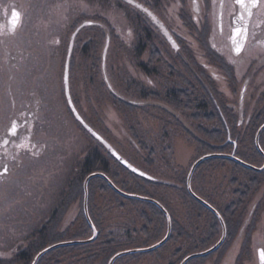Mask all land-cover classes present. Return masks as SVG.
<instances>
[{
  "label": "flooded vegetation",
  "instance_id": "flooded-vegetation-1",
  "mask_svg": "<svg viewBox=\"0 0 264 264\" xmlns=\"http://www.w3.org/2000/svg\"><path fill=\"white\" fill-rule=\"evenodd\" d=\"M79 1L82 5L77 6V8H70V10L73 9L74 14L71 12L72 18L68 23L71 27L69 31L72 33L83 24L77 34L70 57L69 88L74 105L81 115L79 103L88 93L90 95L89 109L95 116L96 120H94L99 125L103 124L104 128L100 125L101 128L115 131L118 125L108 122V119H111V115L119 119L121 121L120 130L131 133L129 143L135 151L136 157L140 158L143 164L150 161L153 163L152 166L156 164L158 151L156 146H150L149 143L163 144L169 142L167 147L169 150L171 149L170 144H175L174 140L167 139L165 134H162L158 139L147 141L138 134V132L144 133L145 131L187 133L190 136L189 140L195 146L193 148L194 155L191 157L189 165L200 155L199 148L205 146V143H209L204 134L222 131L225 125L228 131V141L234 145V149L230 153L235 152L236 154L238 145L235 138H232L231 132L249 130L252 117L259 109L256 107L257 102L262 100L264 105V60L259 63V66L252 65L253 63L248 64L241 75L239 62L234 60L227 51L231 50L232 56L236 59L245 51L251 36L255 35L257 40L264 41V0L260 6L251 9L252 16L248 28V38L239 53L235 51L236 44L233 43V33L237 20L244 10L236 3V0ZM113 2L118 7L115 9L120 10V14L116 16L118 18L125 17L128 20L124 28L121 27L122 25L117 26L112 22ZM13 12L18 14L19 20L14 30L12 29ZM153 17L157 18L164 27L156 22ZM24 18L25 12L19 6V1L0 2V37H5L4 42L8 41V37L17 35L18 29L24 24ZM219 18L223 19L222 26H219L217 22L219 34L224 35L225 32H228L230 50H223L213 42L212 32H215L216 29L215 19L219 20ZM64 21H66V14L61 21L63 26ZM85 29L90 31L89 36L82 40V45H79V50L75 53L78 36ZM62 30L63 27L59 31L64 32ZM167 32L170 33L173 42L168 38ZM108 39L109 48L105 65H103L104 50L100 56L97 55L102 60L104 73L103 80L92 86V88L97 86V94H91L92 91H89L91 85L83 81L76 91L78 95L75 98L72 93L74 89L73 72L76 69L80 71L83 66L85 67V62L89 59L86 56L87 48L99 49L100 46L104 47ZM113 40L119 41L118 49L122 61L120 64L111 66L107 65L109 64L107 59ZM15 44L5 43L6 52H4L9 55V58L0 59V194H10L15 179H27L26 209L28 210V222L36 228L27 232L22 239L27 244L24 248L19 247L21 250L17 251V247L11 240L8 249L1 248L0 264H7L5 262L9 263V261L12 262L11 264H26V261L30 259L32 260L29 261V264H32L41 251L34 252L36 245L44 242L54 244L85 240L92 237L93 229L85 212V189L83 206H81L78 189L74 187V182L79 175V166H72L65 171L68 173L66 175L68 178L61 189L56 186V179L59 176L55 175L56 173L53 174L55 191H52L53 186L49 187V191L54 207L50 210L49 216L46 214V208L48 209L46 186L42 187L39 193L32 189L34 170L40 168L45 160H51L50 157L55 155L54 145L46 139L49 131L48 118L50 117L48 116L51 114L49 109L53 107V102L44 97L46 94L44 90L35 87L40 82L37 78L42 79V61L38 59L28 60L29 55L26 54L25 49H20ZM50 50L53 52L55 47H50ZM68 51L69 48L65 53V63L63 66L61 65L60 95L64 97L66 109L76 121L78 128L86 134H91L76 118L67 98L65 67ZM61 52L63 54L62 49ZM52 60L54 61V59ZM3 67L8 69L7 74L2 72ZM92 69L95 70L94 66ZM110 71L115 80L110 77ZM83 118L85 119L84 116ZM85 121L96 129L86 119ZM13 122H16L17 125L15 135L9 132ZM134 134L136 140L133 138ZM106 139L109 141L108 138ZM211 143L216 148H220L222 145L218 141ZM109 153L112 155L110 151ZM150 156L152 160L148 159ZM200 157L196 158L192 165ZM162 158L165 156L163 155ZM5 168H7L6 173L3 171ZM212 173L214 174V172ZM152 176L154 177L152 180L159 184H171L174 180V177L168 179ZM42 184L43 182H38L36 186ZM216 185H220L217 180ZM216 185L211 184L210 189ZM263 195L260 198L253 196L249 201L248 210L241 227L235 235L229 236L227 234L221 246L222 251L220 248L215 252L216 257L218 256L216 264L222 262V259L239 240L240 249L236 255L235 264H238L244 256L249 260H255V253L259 257L261 250H264V246H262L264 241H260L256 234L257 217L261 215V210L264 213ZM90 198L88 187V214L95 224L93 220L95 211L91 210L93 207H91ZM210 204L212 205V203ZM222 204L221 198V203L216 205L220 207ZM216 209L219 210L217 207ZM87 224L92 229V235L85 236ZM248 228L253 229L250 231ZM51 239L57 240L52 242ZM257 244L256 251L254 246ZM75 245L80 244L68 246ZM75 250L68 253L67 251H56L50 253L48 257L52 262L51 264H54L56 260H59L56 264H61L60 260L64 256L70 255L68 257L72 259V264H78L75 260L84 257ZM42 257L37 264L40 263Z\"/></svg>",
  "mask_w": 264,
  "mask_h": 264
},
{
  "label": "rangeland",
  "instance_id": "rangeland-1",
  "mask_svg": "<svg viewBox=\"0 0 264 264\" xmlns=\"http://www.w3.org/2000/svg\"><path fill=\"white\" fill-rule=\"evenodd\" d=\"M7 1L10 0H0V2L3 3H6ZM16 1H19V6L25 12L24 24L18 29L16 36L8 37L7 42H4V36L0 37V59L3 60L4 58V60H6L9 58V55L5 53V43L15 44V42H17L15 46L19 47L20 49H25L26 54L29 55L27 58L28 60L31 61L33 59H38L42 61V79L40 77L37 78L41 82V84L40 82H38L35 87L41 88L42 91L44 90L46 93L44 97H47L48 100L53 102V107L49 109V112L51 114L48 116L50 117L48 118L49 131L46 136V139H48L50 144L54 145L55 155L50 157L51 160H45L40 168L34 170V172L32 173L34 176L32 189L35 190L36 193H39L42 190V187L46 186L45 188L47 189L46 194L48 206V209L46 208V214L47 216H49L50 210H52V207H54V203H52L51 201L52 195L49 191V187L54 185V180L52 178L53 174L56 173L55 175L59 176V178L56 179L57 188H63V184H66V179L68 178L66 177L68 173L65 171L70 169L72 166H81L89 150L93 149L97 144H99L98 142L93 140L90 135L86 134L82 129L78 128L76 121L66 109V102H64L63 100L64 97L60 95L61 87L59 83V78L62 75L61 65L63 66L65 63V53L69 47L70 38L72 35V31H69L71 27H69L68 23L69 21H71L72 13L74 14V12H72L73 9L70 10V8H77V6L82 4L79 0ZM46 2L47 5H45ZM115 8L118 7L116 3L113 2L112 22L117 26L122 25L121 27L124 28L127 25L126 23L128 22V20L125 17L118 18L116 15L120 14V10ZM65 14L66 21H64L63 26L61 24V21L65 17ZM113 15L115 17L114 19ZM217 22L218 20L215 19L216 29L215 32H212L213 42L218 44V46L221 47L223 50H230L228 45V32H225L224 35H220L218 31ZM65 25L67 26L65 27ZM62 27V31L64 32L59 31ZM89 33L90 31L85 29L78 36L75 53L78 52L79 45H82V40L86 39L89 36ZM118 45V40L112 41V46L109 49V56L107 59V61L109 60V64L107 65L113 66L115 64H120V62L122 61V59L120 58V51L118 49ZM50 47H55V50L51 52ZM104 47L100 46L99 49L87 48L86 56L89 59L86 58L87 61L85 62V67L83 66L80 71L76 69L73 72L72 83L74 89L72 93L74 94L75 98L78 95L76 91L80 88L81 83L83 81L91 85V88L89 90L92 91L91 94H97V86L95 85L93 88L92 86L97 82H101L104 77L102 60L101 58L97 57V55H101L104 50ZM61 49L63 50V54L61 52ZM227 52L231 55L234 60L239 62V67L241 68L240 73L242 75L243 69H245L248 64L253 63L252 65L259 66V63L264 60V41L257 40V37L255 35L251 36L245 51L240 57L236 59L232 56L231 50ZM53 55L57 57H48ZM52 59H54V61ZM93 66L95 70L92 69ZM3 71L5 72V74L8 73V69L5 67L2 68V72ZM109 75L112 80H115V77L113 76V73L111 71ZM261 104L262 102H257L256 107H259ZM89 106L90 95L87 93L85 98L79 103V108L82 115L101 134L108 138L109 141L120 153H122L136 166L142 168L143 170H146L152 175L168 179H172L174 175L179 174L181 171L187 168L188 163L192 159L191 157L194 155L193 148L195 147L194 143L189 140L190 136L187 133H162L161 131L156 133L146 131L144 133L138 132V134L142 135L147 141L149 139H158L161 137L162 134H165L167 136V139L174 140L175 142V144H170V150L167 148L169 146V142H165L163 144L153 142L149 143L150 146H156L158 152L156 164L154 166H148L146 164H143L140 158L136 157L135 151L129 143V136L131 133L122 129L120 130L119 126H121V121L111 115V119H108V122L118 125V128H115V131L105 130L103 129V124H100L103 127L101 128L98 122L95 121V116L90 112ZM163 155L165 156V158H162ZM222 163L225 164L224 168H222L223 166H221ZM232 165H234L232 161H223V159L221 158L212 159L210 163L204 164V169L207 171L209 169H212L209 172H214L215 179L220 182V185L222 186H215L214 191H216V193H221L222 188H224L226 185L228 187V179H226V176H230L232 174ZM217 167L219 169L215 170V168ZM246 174L247 173L244 170L236 169L235 175L239 176V178H243ZM38 182H43V184L36 186ZM13 183V188L10 194H0L2 195L0 196V250L1 248L8 249L11 240L17 247L16 250L19 251L21 250L19 247L24 248L27 244L24 243L22 239H24L27 232L31 230L33 231L36 227L34 225L29 224L28 222V210L26 209V191L28 187V180L15 179ZM196 187L197 186L195 185L194 188ZM52 191H55L54 186ZM263 194L264 186L262 187L260 192L258 191L254 196L256 198H260ZM170 195L173 199L174 196L177 197V192L170 191ZM98 199L100 201H98ZM98 199L97 204L99 205L102 202V206H100L101 212L103 213L104 217H107H105L106 219L104 220L106 226L105 231L108 233H113V236H115L117 241L116 248H118V251L129 250L134 248H145L153 245H150L151 239H147L139 234V236H136L134 234L143 224V222L137 218L135 208L130 207L128 209H118L114 206L112 209H110L108 208L109 204L105 201L104 197H102V199L98 197ZM108 202L113 201H110V199L108 198ZM110 205L112 206L113 203H110ZM256 222V234L258 236L257 238L260 239V241H264L263 210H261V215L257 217ZM195 224L199 228L197 232L201 233L204 231V228L202 226H204L205 221L203 219L197 220ZM239 242L235 243V245L231 248L226 257L222 259V262L220 264H235L236 255H238L240 249ZM262 246H264V244H262ZM254 247L257 251L258 244ZM101 248L102 245L100 244L99 240L97 242H92L89 244H82L75 251L79 252L78 254L80 256H86V254L100 250ZM215 254L216 253H213V255L207 257L208 259L204 262V264H216L218 261V256L216 257L217 254ZM132 255L130 256L139 260L136 264H163L164 259L166 260L167 258L165 248L161 247L146 252L134 253ZM68 256H64V258L60 260V263L72 264V259ZM127 257H129V255H127ZM241 260L244 261L242 262ZM57 261L59 262V260H56L54 261V264H56ZM75 262H77L78 264H89L90 261H87V259L84 257L75 260ZM258 262V254L255 253V260H249L246 256H244L239 260L238 264H258ZM48 263L51 264L52 262L49 261ZM91 264H104V262L101 258H98Z\"/></svg>",
  "mask_w": 264,
  "mask_h": 264
},
{
  "label": "trees",
  "instance_id": "trees-1",
  "mask_svg": "<svg viewBox=\"0 0 264 264\" xmlns=\"http://www.w3.org/2000/svg\"><path fill=\"white\" fill-rule=\"evenodd\" d=\"M260 102L262 101L260 100ZM224 119L226 121L225 116ZM263 123L264 105L261 104L256 114L252 117L249 130L231 132L232 138H235L238 145L236 155L258 167L263 166L264 156L256 146L255 135ZM88 135L95 139L91 134ZM204 135L209 143H205V146H201L199 148L200 155L196 158L211 152L230 153L234 149V145L228 141V131L225 125L224 130L222 131L207 132ZM135 137L136 135L134 134V140H136ZM95 141L99 144L96 145L97 147L95 146L93 149L89 150L81 166H79V175L74 182V187H77L78 194L81 199V206H83L84 199V180L89 174L97 171L106 173L115 182V184L125 192L155 198L162 202L169 210L172 216L173 224L170 239L167 243L161 246V248H165L167 254V258L166 260L164 259L163 264H180L186 256L208 249L221 238L223 227L218 216L195 199L187 188V175L192 162L196 158L185 170L173 176V183L159 184L155 180L146 179L128 170L109 153L103 144L96 139ZM216 141L222 143L220 148L212 146L211 142ZM260 142L264 150V131L261 133ZM151 153H149V155H151ZM216 158H221L223 161L230 160L234 164L231 167L232 174L230 176H226V179H228V187L226 185L222 188L221 193H216V191H214L215 186L213 189H210L211 184L216 185L215 176L212 172H209L212 169H209L208 171L204 169V164H208L212 159ZM148 159L152 160V157L150 156ZM146 165L152 166L153 163L150 161L146 163ZM224 165V163L221 164V166H223L222 168H224ZM216 169L219 168L217 167L215 170ZM236 169L244 170L247 174L243 178H239V176L235 175ZM195 185L197 186L196 188H194ZM192 186L193 190L199 196L207 200L209 203H212L215 208L217 207L219 209L226 222L228 231L227 234L232 236L235 235L241 227V223L248 210L249 201L264 186V170L260 172L255 171L225 157L210 158L203 161L196 169L192 179ZM88 187L91 197L90 203L92 204L91 207H93L91 210L95 211L93 213V220L99 230L98 237L94 242L100 240V244L102 245L100 250L83 256L87 259V261H90L89 264L93 263L98 258H101L104 264H108L110 258L119 252L118 248H116L117 241L115 236H113V233L105 231L106 226L104 220L107 217L105 216V218L101 212L100 206H102V202L99 205L97 204L98 197L100 199L104 197L105 201L109 204L108 208L110 209L114 206L118 209H128L130 207L135 208L136 216L143 222V224L134 234L136 236L139 234L147 239H151L150 245L159 242L166 235L168 229L167 216L155 203L125 197L115 191L109 185L107 180L100 176L92 178L89 181ZM170 191L177 192V197L174 196L172 199ZM108 198L113 202H108ZM221 198L223 204L219 207L216 204L221 203ZM98 201L100 200L98 199ZM110 203H113V205L111 206ZM200 219L205 221L204 226H202L204 231L201 233L197 232L199 228L195 224L196 221ZM252 229L253 228H248L250 231ZM89 234L92 235V229L87 224L85 226L84 235L87 236ZM56 240L57 239H51L52 242H55ZM49 244L52 243L44 242L36 245L37 247H34V252H39ZM81 245L82 244L75 246H63L54 249L44 255L39 264H50L48 263L50 261L48 257L50 253L56 251H67L68 253L78 249ZM220 251H222V248ZM130 255L132 254H129V257L125 255L118 258L115 264H136L139 260L133 258V255ZM207 259V257H196L191 259L187 264H204ZM30 260H27L26 264H29ZM5 263L11 264L12 262L9 261V263Z\"/></svg>",
  "mask_w": 264,
  "mask_h": 264
},
{
  "label": "water",
  "instance_id": "water-1",
  "mask_svg": "<svg viewBox=\"0 0 264 264\" xmlns=\"http://www.w3.org/2000/svg\"><path fill=\"white\" fill-rule=\"evenodd\" d=\"M252 11V10H251ZM241 16V15H240ZM239 16L238 20H237V24L236 27H240L241 29V33H244L246 30V37L244 35H235L233 36V39L237 42V44L242 45L241 49L244 47V45L246 44L247 38H248V28H249V23H250V19L251 16H248L247 12L243 11V19H241ZM156 22H159V20L157 18H155ZM160 23V22H159ZM220 23L222 24V18H220ZM161 24V23H160ZM162 25V24H161ZM83 26V24L81 26H79L74 33L71 36V40H70V45H69V52H68V56H67V61H66V69H65V84H66V93H67V98L69 100V104L71 105L73 112L76 116V118L84 125V127L89 131V129H91V131H89L96 139H98L101 143L104 144V146L114 155V157L120 161V163L122 165H124L126 168H128L130 171H132L133 173L140 175L144 178L147 179H154V177L152 175H150L149 173L145 172L144 170L140 169L139 167H137L136 165L132 164L127 158H125L123 155H121V153L103 136L101 135L97 130H95L91 125H89L85 119L83 118V116L79 113V111L77 110V108L74 105V102L72 100L71 94H70V88H69V68H70V57L73 51V47L75 44V39L76 36L80 30V28ZM162 27H164L162 25ZM168 34V38L170 39L171 42H173V38L170 36V33L167 32ZM108 45H109V39L107 41V45L105 47L104 50V65H105V60H106V54H107V50H108ZM86 125V126H85ZM264 130V123L259 127L256 136H255V143L257 148L259 149V151L263 154L264 156V150L261 146L260 143V136L262 131ZM230 136V133H229ZM212 157H227V158H231L235 161H237L238 163H240L241 165L256 170V171H263L264 170V165L261 167H257L243 159H241L240 157H238L237 155H235V152L227 154V153H209L206 154L202 157H200L199 159H197L193 165L190 168L189 174H188V180H187V185H188V189L190 191V193L196 198L198 199L200 202H202L204 205H206L208 208H210L213 212H215V214L219 217L222 225H223V236L222 238L212 247H210L209 249H206L204 251H200V252H196L193 254H190L188 256H186L180 264H186L189 260H191L192 258L195 257H204L207 256L208 254L216 251L224 242L226 235H227V227L224 221L223 216L221 215V213L214 207L212 206L208 201H206L205 199H203L202 197H200L199 195H197L193 188H192V177L193 174L196 170V168L200 165V163H202L203 161H205L206 159L212 158ZM129 165H131V167H129ZM135 169V171H134ZM141 173H144V175H141ZM103 177L104 179L107 180V182L109 183V185L118 193L126 196V197H131V198H136V199H140V200H145V201H150L152 203H155L158 207H160V209L166 214L167 216V220H168V229H167V233L165 235V237L160 240L159 242L149 246V247H145V248H134V249H129V250H123V251H119L118 253H116L110 260L108 264H114L115 261L124 256V255H129V254H134V253H138V252H146V251H150V250H154L157 249L161 246H163L170 238L171 234H172V228H173V224H172V217L170 212L168 211V209L157 199L155 198H151V197H147V196H143L140 194H136V193H128L123 191L121 188H119L115 182L104 172H93L91 174H89L85 181H84V189H85V212L86 215L88 217V220L92 226L93 229V235L91 238L85 239V240H76V241H70V242H60V243H56L53 245H50L48 247H46L45 249H43L40 253L37 254V256L35 257L34 261L32 264H37L39 259L46 254L47 252H49L52 249H55L57 247L60 246H66V245H73V244H87V243H91L93 242L97 236H98V229L95 226V224L93 223L92 219L90 218L89 214H88V184L89 181L94 178V177ZM259 262L260 264H264V261L261 260L260 254H259Z\"/></svg>",
  "mask_w": 264,
  "mask_h": 264
},
{
  "label": "snow or ice",
  "instance_id": "snow-or-ice-1",
  "mask_svg": "<svg viewBox=\"0 0 264 264\" xmlns=\"http://www.w3.org/2000/svg\"><path fill=\"white\" fill-rule=\"evenodd\" d=\"M236 3H237L238 5H240V6L243 8V10H244L245 12H247L248 16H251V15H252V11H251V9H252V8H255V7H257V6H260L261 3H262V0H236ZM85 7H86V6H85ZM145 11H147V9H145ZM149 14H150V13H149ZM12 16H13V20H12V29L14 30L15 27L17 26L19 20H18V14H17V13L13 12ZM153 18H154V17H153ZM240 18L243 19V12L241 13ZM154 19H155V18H154ZM238 34H240V35H244V36L246 37V30H245L244 33H241V29H240V27H237V28L234 30L233 35L235 36V35H238ZM233 43L236 44L235 51H236L237 53H239V52L241 51V47H242V45L237 44V42H236L235 40H233ZM85 126H86V125H85ZM89 131H91V129H89ZM9 132H10L12 135H15V134H16V132H17V125H16V122H13V123H12V126H11L10 129H9ZM5 143H7V141H5ZM129 167H131V165H129ZM3 171L6 173V172H7V168H5ZM134 171H135V169H134ZM141 175H144V173H141ZM260 257H261V260L264 261V250H261V252H260Z\"/></svg>",
  "mask_w": 264,
  "mask_h": 264
}]
</instances>
